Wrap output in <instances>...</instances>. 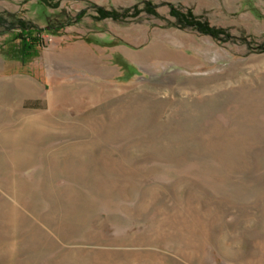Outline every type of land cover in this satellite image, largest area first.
I'll return each instance as SVG.
<instances>
[{"label": "rangeland", "instance_id": "1", "mask_svg": "<svg viewBox=\"0 0 264 264\" xmlns=\"http://www.w3.org/2000/svg\"><path fill=\"white\" fill-rule=\"evenodd\" d=\"M0 264H264V0H0Z\"/></svg>", "mask_w": 264, "mask_h": 264}, {"label": "trees", "instance_id": "2", "mask_svg": "<svg viewBox=\"0 0 264 264\" xmlns=\"http://www.w3.org/2000/svg\"><path fill=\"white\" fill-rule=\"evenodd\" d=\"M147 5L151 8H155V6L150 2H148ZM137 6L138 5L136 4L134 6L122 8L120 10H117L115 8L106 9L103 6H96V8L104 18L120 20L127 16L131 10L136 9ZM148 6H146V8L148 10H151ZM170 14L176 18V21L174 23L169 22V25H175L181 28L193 27L203 34H208L217 40H221V29L210 25L207 20L195 15L192 10L188 9L187 11L182 12L172 6ZM15 28H18L23 32L19 35V38L21 39V45L17 48L19 52L18 56H20L22 59L31 57L32 54H34L37 51V48L40 46L39 40L34 36V29L26 26L24 23H20Z\"/></svg>", "mask_w": 264, "mask_h": 264}, {"label": "crops", "instance_id": "3", "mask_svg": "<svg viewBox=\"0 0 264 264\" xmlns=\"http://www.w3.org/2000/svg\"><path fill=\"white\" fill-rule=\"evenodd\" d=\"M121 53L125 59L130 60L140 70L149 68L154 63L157 54L168 60L178 59L182 62H192L191 57L185 51L172 49L166 45L162 46V44L149 47L142 54H134L130 49H123Z\"/></svg>", "mask_w": 264, "mask_h": 264}]
</instances>
